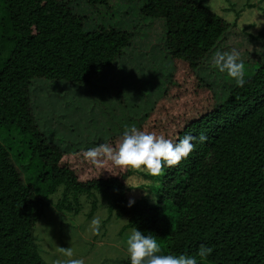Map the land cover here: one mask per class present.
<instances>
[{
	"label": "trees",
	"instance_id": "obj_1",
	"mask_svg": "<svg viewBox=\"0 0 264 264\" xmlns=\"http://www.w3.org/2000/svg\"><path fill=\"white\" fill-rule=\"evenodd\" d=\"M79 1L93 8L109 4L0 0V129L5 128L6 139L12 129L22 139L18 147L0 141V264H45L34 229L58 190L60 215L73 210L68 200L79 207L81 197L97 194L110 215L126 217L122 230L137 227L153 235L164 254L194 256L204 244L212 252L197 256L198 264H264V58L258 53L243 64L242 87L226 73L201 72L203 61L238 34L264 49V31L248 35L194 0H122L114 11L132 5L147 19L143 25L132 31L107 25L90 29L72 8ZM159 23L158 48L144 37ZM140 28L147 29L141 33ZM135 47L150 60L161 52L170 71L160 74L148 59L134 62ZM128 59L147 72L114 97L107 135H71L66 138L70 152L65 138L51 132L49 114L35 112L32 84L91 89L113 65L122 68ZM133 125L172 140L201 133L207 139L196 141L186 159L159 176L83 157V150L97 143L118 145L123 130ZM134 173L144 182L129 207L128 180ZM119 262L129 264V259Z\"/></svg>",
	"mask_w": 264,
	"mask_h": 264
},
{
	"label": "rangeland",
	"instance_id": "obj_2",
	"mask_svg": "<svg viewBox=\"0 0 264 264\" xmlns=\"http://www.w3.org/2000/svg\"><path fill=\"white\" fill-rule=\"evenodd\" d=\"M207 6L211 12L231 25H235L238 30L245 29L248 35L256 36L264 31V0H194ZM122 0H108V7H90L85 2L79 1L72 4L75 12L85 17V25L88 28L107 25L109 28L122 26L124 29L132 31L145 20L139 14V10L132 5L117 7L114 5ZM124 7V8H123ZM149 23L145 24L148 26ZM148 37L155 42L159 48L160 35L163 33L161 23L151 24ZM148 28V27H147ZM146 28V29H147ZM140 28L143 33L146 31ZM143 39V40H144ZM237 48L240 52V60L243 64L255 61L257 54H262L264 49L260 45H249L248 41L239 34L220 45L218 51H229ZM132 52L134 62L137 59L150 60L145 53ZM140 50V48H139ZM160 52V51H159ZM216 53V52H215ZM215 53L210 54L202 63L201 72L212 71L218 75H223L211 64V58ZM160 52L157 59L150 60L152 64L158 65L159 73L165 74L170 67L168 59L163 58ZM124 67H113L105 72L100 78L94 81L91 89H77L58 84L51 86L43 81H35L31 87V104L36 113L49 114L51 120V132L55 137H64L63 143L71 152L73 146L69 144L67 137L81 139L100 136L103 138L107 131L111 129L110 120L114 122V97L119 99L121 91L129 85H136L139 82L142 72L141 65H137L131 59L125 60ZM141 64V63H140ZM158 85V80H154ZM89 92H91L89 94ZM121 114L115 112L116 117ZM114 124V123H113ZM74 128V130L72 129ZM0 129V141L4 144L15 146L21 141L15 130H10L9 137ZM113 129V128H112ZM61 134H56L57 131ZM111 132L114 133V130ZM78 135V136H77ZM18 147V146H16ZM21 149V147H20ZM17 149V150H20ZM29 158L25 159L28 163ZM137 172L141 169H132ZM144 180L134 173L128 180L129 186L133 189L128 195L129 199L135 201L139 197L138 187ZM61 198V191L49 196L46 201L44 215L36 224L34 235L40 239V252L45 264H61L62 261L69 259L65 257L62 248H70L73 256L85 261V264H121L119 261L128 258L126 252V241L131 233V229L122 230L127 223L126 217H118L108 211V204L96 197H81L78 201L79 207L72 200L73 210H63L60 215L55 211V204ZM95 208V209H94ZM94 209V210H93ZM77 210V211H76ZM76 212V213H75ZM98 219L99 225H94L93 221Z\"/></svg>",
	"mask_w": 264,
	"mask_h": 264
},
{
	"label": "clouds",
	"instance_id": "obj_3",
	"mask_svg": "<svg viewBox=\"0 0 264 264\" xmlns=\"http://www.w3.org/2000/svg\"><path fill=\"white\" fill-rule=\"evenodd\" d=\"M211 64L232 78L237 86L242 87L246 83L244 65L237 48L216 51L211 58ZM206 139L207 136L201 133L198 137L186 134L182 138L172 140L162 134L139 130L133 125L123 130L118 145L97 143L83 150L82 155L92 164L110 162L116 167L143 168L152 176H159L165 167L186 159L195 148L196 141L203 143ZM133 203L134 200L129 199L127 206L131 207ZM93 224L98 226L99 220H94ZM126 245L129 264H198L197 256L207 257L212 252L211 247L201 244L194 256L164 254L155 237L151 234L145 235L137 227L131 230ZM61 250L65 257H69L61 264H85L83 259L71 258L73 253L70 248L61 247Z\"/></svg>",
	"mask_w": 264,
	"mask_h": 264
}]
</instances>
